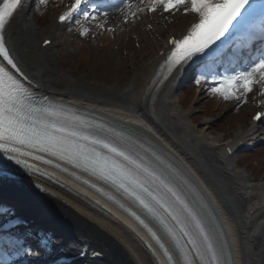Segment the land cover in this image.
<instances>
[{
    "label": "bare ground",
    "instance_id": "1",
    "mask_svg": "<svg viewBox=\"0 0 264 264\" xmlns=\"http://www.w3.org/2000/svg\"><path fill=\"white\" fill-rule=\"evenodd\" d=\"M74 1L65 0L59 4L51 22L40 29L32 23L36 19V0L22 2L3 31L11 57L20 69L18 75L52 98L99 110L163 141L198 176L213 197L215 209L223 213L235 245L236 264H264V178L254 183L241 170L239 162L234 163L233 160L243 146L258 140L254 121L247 119L244 127L236 132L234 140L227 146L233 151L230 156L226 154L227 148L216 144L217 139L206 136L212 120L204 122L200 133L190 124L193 108H187L178 96L187 65L179 67L163 88L150 95V82L165 55L171 51L167 47L169 40L186 36L192 25L198 22L197 14L185 17L178 14L176 25L170 13H165L169 20L165 23L162 4H156L158 11L153 12L154 0H141L128 9L105 13L95 22H84L83 30L86 27L90 29V39L108 51H121L130 37L138 41L146 40L137 54L132 52L127 55V62L133 70L127 85L123 87L119 79L116 84L107 87L98 80L89 83L87 76L79 72L65 70L75 67L73 64L63 68L58 65L60 57H56L58 52L55 47L65 45L75 48L78 40L75 34L65 32L68 22L59 23L61 15L70 11ZM50 3H58V0H51ZM156 34L165 35V40ZM49 40L51 45H46ZM163 52L164 56L161 55ZM69 57L75 58V55L69 54ZM256 79H260L256 90L263 94L264 78L258 76ZM254 95L240 97L244 101ZM210 96H213L211 92L202 88L193 100L196 103ZM234 98L232 101H239V98ZM150 100L152 103L148 104ZM231 106L232 103H224L221 99V103L217 102L210 111V116L215 117L217 112ZM244 108L247 115L259 106ZM204 115H207L206 111ZM248 141L249 144L246 143ZM0 182V195H6L14 207L31 214L40 211L59 232L68 231L74 235V241L79 246L90 245V248L101 252L103 259L96 260L94 264H157L125 221L101 210L99 205L95 206L87 194L68 180L62 178L57 184L49 182L45 187L48 193L30 191L15 181ZM47 223L43 225H51ZM31 261L26 257L19 263Z\"/></svg>",
    "mask_w": 264,
    "mask_h": 264
},
{
    "label": "snow or ice",
    "instance_id": "2",
    "mask_svg": "<svg viewBox=\"0 0 264 264\" xmlns=\"http://www.w3.org/2000/svg\"><path fill=\"white\" fill-rule=\"evenodd\" d=\"M83 2L84 0H75L70 11L62 15L60 20L63 22L67 19L72 11L81 7ZM186 3L190 4L187 10L197 14L199 19L197 23L192 25L186 36L182 39H173L171 41L174 45V50L168 58L169 71L183 61L191 59L196 54L205 53L207 49H210L217 41H220L234 27V22L236 25L243 27L246 15L251 14L246 10L253 3V0H154L152 10H155L156 4H162L164 10L168 11L172 7ZM20 7L21 0H4L3 5L0 6V55L17 72L20 69L10 58L8 50L4 46L3 31L13 14ZM261 10L264 12V5H262ZM256 73H260L264 77V58L254 64L250 70L231 77L229 83L238 82V86H242L246 91L250 92L252 90L251 85L258 82L254 79V74ZM216 91H220V89H216ZM57 117L58 113L51 108L37 107L32 102L31 93L20 80L3 66H0V149L19 152L20 149L18 147L8 148L7 144L27 145L29 148L51 152L62 159L68 158L70 162L76 163L77 166H81L80 162H82L86 170L92 171L93 174L99 175L101 179L107 180L123 189L125 193L133 196L150 213L157 216L165 224L176 245L180 248L185 264H192V259L184 245L181 244L183 237L188 238V242L196 250V255L200 258L202 264H221V253L214 246L208 231L201 221L188 210V215L191 216L198 230L200 238L198 240L188 230V225L172 209V206L163 197L149 189L147 181L141 178L140 173H144L153 180L159 179V177L144 167L143 164L134 160L125 151L110 143L88 136L83 137L84 140L91 139L92 144H101L110 153L122 157L123 160L135 165V169H130L117 160L104 156L102 153L89 150L86 145L76 143L70 138L78 136L79 133L59 123ZM255 119L260 120L261 114L258 113ZM17 162L19 163L20 161ZM165 187L176 201L183 205L185 209H188L187 204L181 200L174 189L167 185ZM152 201L172 216V219L180 226L179 233L168 227L163 215L158 212ZM165 254L167 255V249H165ZM168 258L171 260L170 255Z\"/></svg>",
    "mask_w": 264,
    "mask_h": 264
},
{
    "label": "rangeland",
    "instance_id": "3",
    "mask_svg": "<svg viewBox=\"0 0 264 264\" xmlns=\"http://www.w3.org/2000/svg\"><path fill=\"white\" fill-rule=\"evenodd\" d=\"M36 11H38L39 14L37 22H46V20H48L49 22L54 14L53 7H50L48 5L43 6V8L41 9H36ZM42 11H44V14ZM187 11L188 10L185 11L183 8L172 12L170 15L174 19V24L178 25L176 22L177 14H180V16L183 17V15L188 14ZM163 14L165 17V23H169L167 15H165V13ZM156 36L161 40H164L166 37L165 35L161 34H156ZM129 39V41L123 44V48L121 51L118 52L116 49H112L113 51H108L102 47H98V45H95L93 47V43L91 42L90 36L88 34L87 37L82 38L83 41L80 40L77 43L76 49L79 48V51H75V58L64 57L65 59H63L61 64L59 63L58 65L59 67H63L66 65L71 66L73 64L75 68H77L78 71L81 72V75L87 76V81L89 83H92L94 80H98L101 84H105L109 87L113 86L119 79H121V84L124 87L127 85V82H129L131 73L133 72L127 62V55L132 52L137 54L138 51H140L141 46L146 43V40L138 41L133 37H130ZM87 46H89L93 50V56H98V60L96 58H93L91 60V64L88 63L89 54L87 56V59H84L83 62L79 60L82 50ZM58 50H60V52H63L62 47H59ZM99 59L103 60L100 62ZM89 66L91 67L90 72H88ZM87 73H89V75H87ZM259 96L260 95H256V97ZM191 97L192 96H189L188 98L191 100ZM256 101L257 99H251L245 106H243L242 104H236L233 109L231 108L230 110L217 112V116L215 115V117H213L212 115H208V118L216 119V121L213 123L211 129L206 131V136L212 140L217 139L218 142L216 144L218 146L221 145L223 147L228 144V140L235 136L236 132L240 128L244 127L245 121H247V119L249 120V118L251 119L252 114L254 113V111H251L246 115V113L248 112L245 111L244 107L253 106ZM204 102L205 99H201L196 103L192 99L189 104V107H192L194 110L190 121L192 122L193 127L198 133L202 131L203 124L206 121L205 118H207L206 115H204V110L206 109L207 111H209L214 105L213 101H210L209 104L205 105ZM197 117H199V120L196 123L194 121V118L196 120ZM246 157L248 158L246 159ZM234 160H239L240 163H243V161L248 163V165L245 167L249 171V173L247 174L251 175V173H253L255 176L260 174L261 177H264V144L257 149L252 150L248 154L241 155L239 153L234 158Z\"/></svg>",
    "mask_w": 264,
    "mask_h": 264
}]
</instances>
